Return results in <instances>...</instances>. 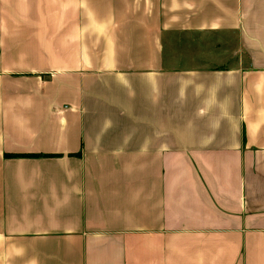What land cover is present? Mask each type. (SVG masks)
<instances>
[{
  "label": "crops",
  "instance_id": "1",
  "mask_svg": "<svg viewBox=\"0 0 264 264\" xmlns=\"http://www.w3.org/2000/svg\"><path fill=\"white\" fill-rule=\"evenodd\" d=\"M0 264H264V0H0Z\"/></svg>",
  "mask_w": 264,
  "mask_h": 264
},
{
  "label": "trees",
  "instance_id": "2",
  "mask_svg": "<svg viewBox=\"0 0 264 264\" xmlns=\"http://www.w3.org/2000/svg\"><path fill=\"white\" fill-rule=\"evenodd\" d=\"M17 157H29V156H26V155H21V156H17Z\"/></svg>",
  "mask_w": 264,
  "mask_h": 264
}]
</instances>
